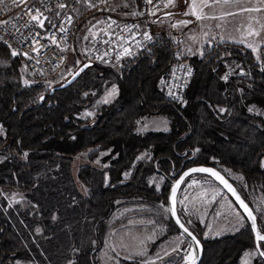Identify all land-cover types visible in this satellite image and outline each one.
Instances as JSON below:
<instances>
[{
    "label": "trees",
    "instance_id": "obj_1",
    "mask_svg": "<svg viewBox=\"0 0 264 264\" xmlns=\"http://www.w3.org/2000/svg\"><path fill=\"white\" fill-rule=\"evenodd\" d=\"M82 21L75 24L73 32L80 29ZM153 33L154 41L137 57L124 60L119 71L93 63L72 85L52 94L39 84L23 85L22 59L0 44V127L4 131L0 155L5 157L0 163V264H16L30 242L23 237L18 218L5 211L3 194L31 195L36 191L37 170L65 165L83 151L91 150L90 156H94L110 150L109 155L115 157L105 170L106 185L93 166L80 168L78 177L89 184L90 191L75 217L60 219L61 223L73 221L68 231L71 236L66 230L63 239L67 247L70 242L78 246L73 264H98L96 253L103 242L105 222L115 211L117 200L165 202L172 182L190 166L228 168L240 174L247 185H260L264 193V119L254 110H264V57L258 61L251 50L237 44L205 46L201 56L190 57L193 74L184 101L174 104L164 97L160 85L178 59L177 46L165 33ZM229 60L245 74L228 75L225 81L222 77ZM103 72L114 78L118 96L99 106L94 118L81 119L77 114L90 105L83 95L89 90L91 76L101 77ZM158 115L168 119L167 131H136L139 120ZM142 151H149L151 159L137 161ZM129 170L124 180L123 173ZM153 173L164 177L160 190L148 184ZM68 190L56 194L63 205L69 200ZM43 211L42 220H47L49 211L45 206ZM256 218L264 233L261 219ZM82 224L86 234L78 240L75 234ZM191 230L203 245L200 264H240L246 251L256 250L247 221L238 231L211 239L203 237L199 224ZM178 232L169 216L167 234L157 241ZM90 237L96 240L95 247H91ZM260 247L264 251V242ZM252 264H264V260L258 256Z\"/></svg>",
    "mask_w": 264,
    "mask_h": 264
},
{
    "label": "rangeland",
    "instance_id": "obj_2",
    "mask_svg": "<svg viewBox=\"0 0 264 264\" xmlns=\"http://www.w3.org/2000/svg\"><path fill=\"white\" fill-rule=\"evenodd\" d=\"M195 2L196 12L202 17L200 19L190 13L189 6L192 0H187V3L185 0H175V6H163L154 15L156 24L153 26V31L165 33L174 42L175 31L170 25H175L174 27L182 32L183 38L177 44V58L201 56L205 46L210 47L215 43L243 46L251 50L258 61L264 57V10L251 12L242 10L254 7L264 9V3H260V0H240L239 3H215L206 7L204 6L206 0H195ZM138 10V0H120L108 7L109 13L131 17L137 15ZM185 12L189 14L185 15ZM103 13L105 11L92 10L82 3L76 14L75 24L81 19L83 21L80 29L72 34L71 46L65 52V60L57 74L50 81L34 82L28 76L22 60L20 68L22 84L25 86L39 84L43 86V90H46L66 80L81 65L79 60L82 57V45L86 38L94 33L95 25ZM181 21L189 23L184 25L180 23ZM253 47L257 51L254 52ZM10 53L12 54L11 51ZM225 65L224 75L242 72L239 65L231 60ZM104 66L119 71L121 63L113 62ZM102 74L101 77L91 76L89 90L83 95L90 100V105L82 108L77 114L81 119L94 118L99 106L114 102L118 96L119 90L114 78L106 72ZM113 88L117 90L115 94H111ZM106 99L107 103L104 102ZM254 110L264 119V110L255 108ZM157 122L162 123L161 119ZM0 134L4 135L1 127ZM90 152L91 150H87L74 155L65 165L56 164L37 170L36 191L31 195L10 192L1 197L4 199L5 211L12 218H18L23 237L31 242L26 243L27 248L16 260V264H73V252L78 246L70 242L67 247L63 242L66 230L67 233L70 231L73 221L61 223L60 219L75 217L80 212L82 200L90 191L89 184L78 177L80 168L86 165L93 166L101 172L102 183L106 185L108 174L105 170L115 157L109 155L110 150L101 151L94 156H90ZM4 159L5 157L0 155V163ZM150 159L149 151H142L136 157L139 162ZM262 166L264 167V159ZM221 170L234 181L238 190L261 219L264 228V193L261 186L247 185L240 174L228 168L221 167ZM130 173L131 170L124 172L123 179H128ZM147 181L157 190L164 185V177L159 173L151 174ZM67 189L70 196L68 202L63 205L58 200L59 195L56 194L63 193ZM176 204L183 222L191 229L199 224L203 228L205 239L234 233L246 224L244 216L225 191L202 174L188 177L177 192ZM44 206L50 214L47 220H42ZM166 209H168L167 200L153 203H148L142 198L117 200L115 211L105 222L103 242L96 253L97 263L122 264V261H126L127 264H148L149 261H154V264L187 263L194 250L182 234L174 233L157 241L167 234V218L170 215ZM80 227L75 234L78 240H82L86 234V226L82 224ZM68 234L71 236V232ZM90 238L91 247H95L96 240ZM140 252L144 255H138ZM258 256L257 250L250 249L241 256L240 264H252Z\"/></svg>",
    "mask_w": 264,
    "mask_h": 264
},
{
    "label": "built area",
    "instance_id": "obj_3",
    "mask_svg": "<svg viewBox=\"0 0 264 264\" xmlns=\"http://www.w3.org/2000/svg\"><path fill=\"white\" fill-rule=\"evenodd\" d=\"M118 1L27 0L17 6L13 0H0V37H3L0 44L18 53L34 82L50 81L61 68L65 52L71 46L76 14L83 3L92 10L105 13L98 19L94 33L84 41L79 64L106 65L133 59L154 41L156 20L152 13L165 6L167 0H152V3L138 0V14L132 17L109 13L108 7ZM60 4L64 7H59ZM37 11L42 14L43 27H39L29 14ZM170 27L175 31L177 46L183 34L174 25ZM192 74L190 58H178L163 79L164 97L174 104L183 103Z\"/></svg>",
    "mask_w": 264,
    "mask_h": 264
},
{
    "label": "water",
    "instance_id": "obj_4",
    "mask_svg": "<svg viewBox=\"0 0 264 264\" xmlns=\"http://www.w3.org/2000/svg\"><path fill=\"white\" fill-rule=\"evenodd\" d=\"M93 63L92 62H83L66 80H64L63 82H61L60 84H58L57 86H54L52 88H50L49 93L52 94L55 90H61L64 88L69 87L70 85H72L82 74L83 72H85V70L92 66ZM81 69H83L81 71ZM44 98V95H42L40 97V101ZM193 168H212L213 170H215L216 172H218L220 174V176H222L224 178V180L227 181V183L229 185L232 186L233 189H235V192L237 195L240 196L241 200L244 201V203L248 206L249 210L252 212L253 216L256 217V213L253 210V208L248 204V202L243 198L242 194L239 192L238 188L233 184V182L230 180L229 177H227V175L225 173H223L220 169H218L217 167H212V166H204V165H193L190 166L188 168H185L184 170H182L179 175L176 177V179L172 182V185L170 187L169 190V194H168V209H172L173 208V200H172V188L179 182V187L176 189V195L178 190L180 189V187L184 184V182L186 181V179L194 174H202L205 175L207 177H209L210 179H212L214 182H216L224 191L225 193L229 196V198L233 201V203L235 204V206L239 209V211L242 213V215L244 216L245 220L247 221V223L250 226V229L252 231L253 237H254V242H255V248L258 252V254L262 251L261 247L259 249H257V241L255 238V232L253 231V226H252V221L249 219L247 213L244 211V209L241 207L240 203L236 200L235 196L232 194V192H230L228 190V188H226L224 186V184L220 183L219 180H217L215 177L211 176L209 173H203V172H191L190 170ZM185 173H187V175H185ZM181 177H183V180L181 181ZM176 195H175V212L176 215L173 216L171 211L168 210L170 218L173 222V224L175 225V227L177 228V230L179 231L180 234H182L191 244L194 253H195V259L190 262V263H185V264H200L201 260H202V256H203V245L202 242L199 240V238L196 236V234L183 222L178 209H177V204H176ZM179 219L181 221L182 224H184V226L188 229V232H190L192 235H188L187 232L184 231L183 228H181L177 223L176 220ZM257 219V218H256ZM256 229H258L257 226V220H256ZM262 235H264L263 233H261ZM192 236H195V240L192 239ZM260 242H264V241H260ZM259 242V244H260ZM260 258L264 260V256H261L259 254Z\"/></svg>",
    "mask_w": 264,
    "mask_h": 264
},
{
    "label": "snow or ice",
    "instance_id": "obj_5",
    "mask_svg": "<svg viewBox=\"0 0 264 264\" xmlns=\"http://www.w3.org/2000/svg\"><path fill=\"white\" fill-rule=\"evenodd\" d=\"M27 0H13V3L16 4L17 6H19L20 4L22 3H26ZM146 3H152V0H145ZM185 2L187 3V0H185ZM240 0H206L204 6L206 7H210L212 6L213 4L215 3H224V4H228V3H239ZM260 3H264V0H260ZM92 6V5H90ZM168 6H175V0H167V3L165 4V7H168ZM59 7L63 8L64 5L63 4H60ZM190 7V13L192 15H195L197 19H200L202 18L200 15L197 14L196 12V2L195 0H192V3L191 5L189 6ZM243 11H248V12H251V11H261V10H264V9H261V8H258V7H254V8H243L242 9ZM202 11V9H201ZM30 16H31V19L36 21L37 22V25L39 27H43L44 26V20L40 19V16L42 15L41 13H39L38 11L35 13V14H32V13H29ZM153 15L155 14L154 12L152 13ZM185 15H188L189 12H185L184 13ZM180 23L184 24V25H187V23H189L188 21H181ZM175 26V25H174ZM250 34L251 33V30H250ZM258 35V33H256ZM150 39V37H148ZM0 39H3V37H0ZM243 42V41H241ZM249 47H252L251 45H248ZM252 50L255 52L257 51V49L255 47L252 48ZM127 51V49L125 50ZM18 53L13 51L12 52V55L13 56H16ZM83 69H81L82 71ZM190 69H189V73H190ZM241 75H244L245 73L241 72L240 73ZM222 79H224L225 81L228 80V76L225 75L224 77H222ZM25 83H27V81H25ZM163 83V81H162ZM116 89L113 88L112 89V93L111 94H115L116 93ZM110 94V95H111ZM105 103H107V99L104 101ZM253 109L252 108H249V111H252ZM221 112H224L225 109H220ZM197 151H199V149H197ZM25 156H27V153H24ZM191 172H203V173H209L211 176L215 177L217 180L220 181V183L224 184V186L226 188H228V190L230 192H232V194L235 196L236 200L240 203L241 207L244 209V211L247 213L249 219L252 221V226H253V231L255 232V238H256V241H257V249L260 248V244L259 242L260 241H264V235L261 234V231L260 230H257L256 229V217L253 216L252 212L249 210L248 206L244 203L243 200H241L240 196L236 194L235 192V189L232 188L231 185H229L227 183L226 180H224V178L222 176H220V174L218 172H216L215 170H213L212 168H193L190 170ZM185 175H187V173H185ZM183 180V177H181V181ZM179 187V182L172 188V200H173V208L172 209H166V210H170L172 215L175 216L176 215V212H175V195H176V189ZM176 223L184 229L185 232L188 233V235H192L190 232H188V229L184 226V224L181 223V221L179 219L176 220ZM37 231H39V229H37ZM192 239L195 240V236H192ZM173 251H175V249H173ZM261 256H264V251H261L259 253ZM138 255H144L143 252H140L138 253ZM148 264H154V261H149Z\"/></svg>",
    "mask_w": 264,
    "mask_h": 264
},
{
    "label": "crops",
    "instance_id": "obj_6",
    "mask_svg": "<svg viewBox=\"0 0 264 264\" xmlns=\"http://www.w3.org/2000/svg\"><path fill=\"white\" fill-rule=\"evenodd\" d=\"M161 87V85H160ZM161 115L145 117L139 120L137 124V132H147V131H167L169 129L168 119L164 116V118H160ZM161 119V122H157Z\"/></svg>",
    "mask_w": 264,
    "mask_h": 264
},
{
    "label": "bare ground",
    "instance_id": "obj_7",
    "mask_svg": "<svg viewBox=\"0 0 264 264\" xmlns=\"http://www.w3.org/2000/svg\"><path fill=\"white\" fill-rule=\"evenodd\" d=\"M192 252V251H191ZM194 251L192 252V254L190 255V258L187 260V263L192 262L195 259V253L193 255ZM193 256V257H192Z\"/></svg>",
    "mask_w": 264,
    "mask_h": 264
}]
</instances>
